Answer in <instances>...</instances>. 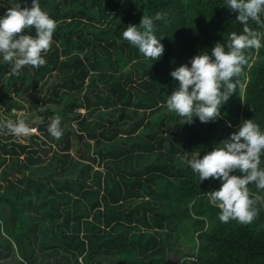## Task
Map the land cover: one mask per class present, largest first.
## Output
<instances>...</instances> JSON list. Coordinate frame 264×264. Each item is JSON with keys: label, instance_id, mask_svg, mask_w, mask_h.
<instances>
[{"label": "trees", "instance_id": "16d2710c", "mask_svg": "<svg viewBox=\"0 0 264 264\" xmlns=\"http://www.w3.org/2000/svg\"><path fill=\"white\" fill-rule=\"evenodd\" d=\"M16 3L24 7L0 0V18ZM39 4L57 24L46 64L13 76L0 55V122L23 119L39 133H0V264H264V204L249 224L221 222L206 194L221 181L200 183L187 164L244 120L264 131V46L245 50L224 118L184 124L166 106L178 86L172 71L243 34L227 0ZM158 12L166 14L154 32L164 52L154 62L122 33ZM249 27L264 45V25ZM15 97L28 103L29 120L13 112L23 109ZM56 115L59 140L47 130Z\"/></svg>", "mask_w": 264, "mask_h": 264}, {"label": "clouds", "instance_id": "9594fccd", "mask_svg": "<svg viewBox=\"0 0 264 264\" xmlns=\"http://www.w3.org/2000/svg\"><path fill=\"white\" fill-rule=\"evenodd\" d=\"M230 12L237 13L236 21L243 25V34L232 32L227 44L217 42L210 50L193 56L189 63L170 73L178 82L166 101L170 112L191 125L194 118L201 123L216 122L224 118L221 106L236 92L243 66L248 63L245 50H259L262 46L260 33L249 27V21L264 25V0H227ZM166 18L165 13L142 16L139 26L128 25L122 33L123 39L134 46L146 58L158 61L164 52L155 32V22ZM56 22L41 9L39 0H24L9 7L0 18V55L10 65V74L19 76L25 66L40 68L46 64L43 56L53 43ZM34 30L35 35L24 34ZM227 48V50H225ZM226 115V114H224ZM62 117L56 115L48 126L50 135L59 140L63 135L60 127ZM227 126L231 127L229 123ZM15 137L28 136L36 131L23 119L0 122V133ZM264 155V131L252 119L242 121L239 128L202 158L188 160L187 164L198 174L200 183L209 178L220 180L221 187L206 194L210 203L220 209L219 220H230L241 224L251 223L258 215V205L264 204V196L253 195L248 185L264 191V169L260 168ZM239 173L238 175L235 173Z\"/></svg>", "mask_w": 264, "mask_h": 264}, {"label": "rangeland", "instance_id": "374dc122", "mask_svg": "<svg viewBox=\"0 0 264 264\" xmlns=\"http://www.w3.org/2000/svg\"><path fill=\"white\" fill-rule=\"evenodd\" d=\"M14 100H17L18 102H20L22 105H23V109L22 110H15V111H13L16 115H20V114H24V115H26V120H29V117L27 116L28 115V110H27V102L24 100V99H22V98H19V97H15V98H13ZM81 112H84V110H81ZM34 133H36V134H39L38 133V131H35ZM33 134V133H32ZM203 157V156H202Z\"/></svg>", "mask_w": 264, "mask_h": 264}]
</instances>
